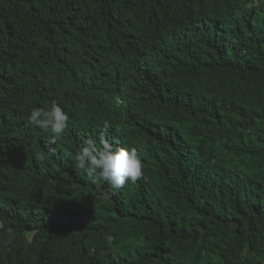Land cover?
Returning <instances> with one entry per match:
<instances>
[{
	"label": "trees",
	"instance_id": "16d2710c",
	"mask_svg": "<svg viewBox=\"0 0 264 264\" xmlns=\"http://www.w3.org/2000/svg\"><path fill=\"white\" fill-rule=\"evenodd\" d=\"M104 122L120 189L72 161ZM0 264H264V0H0Z\"/></svg>",
	"mask_w": 264,
	"mask_h": 264
},
{
	"label": "clouds",
	"instance_id": "9594fccd",
	"mask_svg": "<svg viewBox=\"0 0 264 264\" xmlns=\"http://www.w3.org/2000/svg\"><path fill=\"white\" fill-rule=\"evenodd\" d=\"M26 123L51 134L52 142L55 143L68 127L69 113L53 100L46 108L31 109ZM108 128V123L104 122L99 140L86 139L84 145L74 153L72 161L92 184L106 182L120 189L127 182L135 183L142 178V163L135 147L116 146L109 142L106 138Z\"/></svg>",
	"mask_w": 264,
	"mask_h": 264
}]
</instances>
